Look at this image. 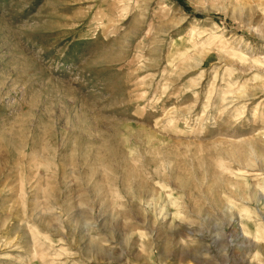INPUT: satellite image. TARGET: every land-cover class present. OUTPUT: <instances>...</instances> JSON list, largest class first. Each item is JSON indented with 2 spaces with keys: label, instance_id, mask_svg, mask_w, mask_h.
<instances>
[{
  "label": "rangeland",
  "instance_id": "obj_1",
  "mask_svg": "<svg viewBox=\"0 0 264 264\" xmlns=\"http://www.w3.org/2000/svg\"><path fill=\"white\" fill-rule=\"evenodd\" d=\"M0 264H264V0H0Z\"/></svg>",
  "mask_w": 264,
  "mask_h": 264
}]
</instances>
